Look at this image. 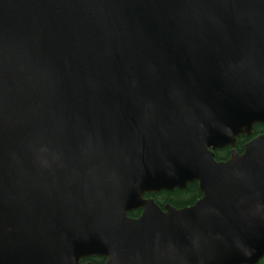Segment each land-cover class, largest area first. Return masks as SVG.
Masks as SVG:
<instances>
[{
    "label": "water",
    "instance_id": "obj_1",
    "mask_svg": "<svg viewBox=\"0 0 264 264\" xmlns=\"http://www.w3.org/2000/svg\"><path fill=\"white\" fill-rule=\"evenodd\" d=\"M256 123L264 0H0V264H258Z\"/></svg>",
    "mask_w": 264,
    "mask_h": 264
},
{
    "label": "flooded vegetation",
    "instance_id": "obj_2",
    "mask_svg": "<svg viewBox=\"0 0 264 264\" xmlns=\"http://www.w3.org/2000/svg\"><path fill=\"white\" fill-rule=\"evenodd\" d=\"M260 136H264V123H256L253 125V128L251 129L250 133H244L240 136L237 137L236 139V145H235V150L239 153V154H242L245 150V146L251 142L253 139L257 138V137H260ZM225 148H229V156L227 159L225 160H220V161H227L230 156H231V150H232V147H224L223 149ZM217 150H221V149H217ZM216 150V151H217ZM195 183V182H193ZM198 183V182H197ZM191 184V183H189ZM188 184V185H189ZM187 185V187H188ZM199 185V184H198ZM187 189V188H186ZM184 189V190H186ZM176 190V189H175ZM179 190V189H178ZM174 191V190H173ZM162 192H165V191H162ZM162 192H159V193H151V194H145L144 195V198L145 199H150L152 198L154 200V202L163 210H165L166 206H172L174 208H177L175 206H173L172 204L170 203H164V204H160L156 201V196L159 195L160 193ZM168 192H171V191H168ZM193 205V204H192ZM191 206V205H189ZM189 206H185V207H189ZM183 207V208H185ZM178 209V208H177ZM142 210H135V211H132V212H129L128 213V217L129 218H132V219H138L141 214H142ZM108 261V258L107 257H104V256H98V255H93V256H90V257H87V258H83L81 259L80 261V264H88V263H91V264H106Z\"/></svg>",
    "mask_w": 264,
    "mask_h": 264
},
{
    "label": "trees",
    "instance_id": "obj_3",
    "mask_svg": "<svg viewBox=\"0 0 264 264\" xmlns=\"http://www.w3.org/2000/svg\"><path fill=\"white\" fill-rule=\"evenodd\" d=\"M215 156L218 161L225 160L229 156V148L215 151ZM202 197L197 182L188 185L186 190H174L171 192L165 191L156 196V201L160 204L170 203L178 209L194 204ZM258 264H264V257Z\"/></svg>",
    "mask_w": 264,
    "mask_h": 264
}]
</instances>
